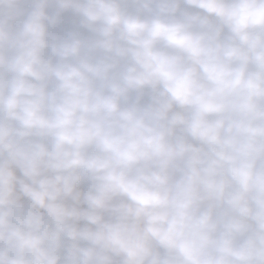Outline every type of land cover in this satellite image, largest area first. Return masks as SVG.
<instances>
[{
    "label": "clouds",
    "instance_id": "9594fccd",
    "mask_svg": "<svg viewBox=\"0 0 264 264\" xmlns=\"http://www.w3.org/2000/svg\"><path fill=\"white\" fill-rule=\"evenodd\" d=\"M0 264H264V0H0Z\"/></svg>",
    "mask_w": 264,
    "mask_h": 264
}]
</instances>
